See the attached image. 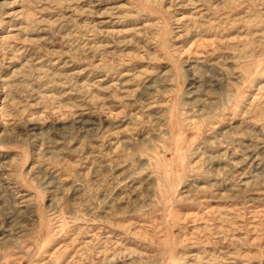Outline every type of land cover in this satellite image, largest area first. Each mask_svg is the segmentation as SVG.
<instances>
[{"label":"rangeland","instance_id":"1","mask_svg":"<svg viewBox=\"0 0 264 264\" xmlns=\"http://www.w3.org/2000/svg\"><path fill=\"white\" fill-rule=\"evenodd\" d=\"M0 264H264V0H0Z\"/></svg>","mask_w":264,"mask_h":264}]
</instances>
